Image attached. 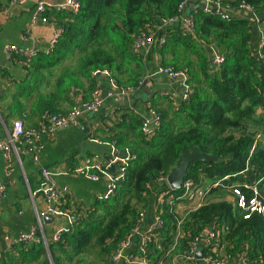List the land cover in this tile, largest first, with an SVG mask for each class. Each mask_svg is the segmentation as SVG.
<instances>
[{
    "label": "trees",
    "instance_id": "obj_1",
    "mask_svg": "<svg viewBox=\"0 0 264 264\" xmlns=\"http://www.w3.org/2000/svg\"><path fill=\"white\" fill-rule=\"evenodd\" d=\"M183 1L186 5L192 2L80 0L77 11L57 14L65 20L59 18L62 32L50 51L36 52L30 58L16 55L24 62L27 79L15 88L20 92L7 110H19L25 106L19 99L31 96L28 112L20 117L26 128H38L50 116L66 114L73 104V90L82 87L81 79L88 82L86 90H92L95 76L103 69L118 85L137 86L146 66L134 41L142 33L149 35L161 17L177 14ZM216 1L219 12L228 18L196 7L189 13L191 31L180 21L156 31L157 41L148 54L156 52L163 67L189 72L188 99L168 98V107H157V128L147 134L141 130L143 119L132 114L125 115L132 117L130 123L118 119L109 125L110 138L129 154L124 179L109 198H97L84 213L73 209L74 223L59 241L48 244L53 264H97L89 255L107 262L137 223L139 213L151 203L157 205L163 224L148 242L151 264H172L173 257L184 254L194 237L215 229L221 235L219 252L243 253L246 264H264V220L256 215L243 219L233 204L232 192L234 185L264 175V43L254 50L253 21L230 11L247 5L259 14L258 25L264 30V0ZM210 46L217 53L212 54ZM215 55L222 57L221 63L213 62ZM194 146L219 159L191 163L182 180L203 188L205 201L197 207L189 201L170 204L168 196L158 201L165 191L184 196L183 185L171 189L166 175L180 159L181 149ZM215 183L218 185L213 186ZM63 201L66 209L68 201ZM21 246L22 257L30 254L39 257L38 264H50L41 241ZM10 259L9 253H3L0 264Z\"/></svg>",
    "mask_w": 264,
    "mask_h": 264
},
{
    "label": "crops",
    "instance_id": "obj_2",
    "mask_svg": "<svg viewBox=\"0 0 264 264\" xmlns=\"http://www.w3.org/2000/svg\"><path fill=\"white\" fill-rule=\"evenodd\" d=\"M6 1L0 0V4L5 3L0 9V141H5L13 122L21 119L20 115L28 112L29 102H31V96L25 97L19 99L21 104L25 103V106H21L19 110L11 113L7 110L8 104L13 101L16 95L15 93L20 92L15 88L21 86L22 82L27 79L24 62L16 55H9L8 46L14 45L22 49H34L38 53H48L55 34L58 37L62 32V27L58 25L61 23L59 18L65 20V17L57 16V14L62 15L65 10L74 11L70 8H48L45 20L38 19L34 22V4L39 0H23L8 10L5 9ZM45 1L50 4L62 5L67 0ZM204 6L202 0H192L186 6L184 14H189L196 7L204 8ZM259 30L262 28L259 27L253 31L254 50L258 47ZM25 32H27V36ZM149 50L151 47L141 49L143 60H145L143 65L146 68L139 76L137 86H126L132 88L128 94L106 97V93L111 88L109 78L103 73H98L94 78L93 89L98 88L105 100L92 111H82L77 117L78 124L76 126L57 128L50 133L41 134L38 138L40 148L34 152L21 153L17 147L11 149L7 153L10 167L8 174L5 170L7 159L0 152V184L5 188L4 194L0 195V253L1 255L3 253L11 255L7 264H38L39 257L35 259L31 258L30 254L25 257L20 255L22 248L20 243L10 244V241L17 238L19 233L35 227L36 234L42 238L41 242L48 255L50 254L48 244L53 242V234L62 228L68 231L74 223L73 209H81L79 212L82 213L92 208L97 198H104L110 178L117 175L119 170L118 164L107 165L110 155L115 151L118 156L121 151H123V156L127 153V148L117 147L119 145L117 141L110 138V133H108L110 124L118 119L130 123L132 117L135 116L151 125L153 123L151 110H155L154 113L157 114V107H168L170 103L168 98H179L180 86L178 82L169 79L164 73L157 72L161 67L160 57L156 52L148 54ZM210 50L212 54L217 53L211 46ZM81 85L80 90L76 88L73 90L72 106L91 99L93 89L86 90L88 88L87 80L81 79ZM127 114H132V117H125ZM35 155L36 159H34ZM89 164L94 166L89 168L90 174L94 173L93 175L97 177H90L88 172V174L81 172ZM41 167L48 168L55 173L57 186L61 191L57 206L66 214H45L38 221L37 215L46 209L47 201L40 192L33 199L30 197V193L43 185L40 176ZM152 198L154 197L152 196ZM63 199L68 201L66 209L63 208ZM175 203L181 205L184 204V200H177ZM144 211L140 233L147 234V231L155 224L154 203H151ZM139 239L140 235L132 238L123 253L124 258L138 254ZM149 260L151 262V259ZM90 261H95L97 264H128L125 259L113 262L111 257L104 263L96 261L95 258Z\"/></svg>",
    "mask_w": 264,
    "mask_h": 264
},
{
    "label": "built area",
    "instance_id": "obj_3",
    "mask_svg": "<svg viewBox=\"0 0 264 264\" xmlns=\"http://www.w3.org/2000/svg\"><path fill=\"white\" fill-rule=\"evenodd\" d=\"M23 0H7L6 8L9 9L11 6L20 3ZM205 4L204 8H202L205 12H209L211 10H215V13L221 14L222 17L228 18V14H222L219 12L217 8L220 7L219 3L216 0H202ZM185 1L181 2L178 6V13L172 16L161 17L154 25L151 27V33L146 35L142 33L139 35L134 41L133 47L135 50L147 49L151 47L157 38L155 37V33L158 29L168 25L175 24L177 21H180V24H183L189 31L192 30L193 20L189 14H184L186 8ZM70 8L74 11H77L80 7V0H67L66 3L62 5L50 4L45 0L36 1L34 4V12H33V20L34 22L38 19L45 20V14L48 8ZM4 9V12L6 11ZM241 10H246L253 13L247 5L242 4L240 6ZM253 23L259 28V18H255ZM27 36V32H25ZM259 43L258 48H261L264 43V30H259ZM57 34H55L53 43L55 42ZM163 42V38H160L159 43ZM52 43V45H53ZM50 46V48L52 47ZM7 50L9 51V55H20L26 56L28 58L35 55L34 49H22L17 46H8ZM222 61V57L220 55H215L213 57V62L215 64H219ZM157 72L164 73L168 76L169 79L178 82L180 86L179 98L184 101L188 99V95L191 91L190 88V74L186 69H173L172 67H163L158 68ZM98 73H103L109 78V82L111 85L110 90L106 93V97H116L120 95L128 94L132 88L130 87H122L118 86L110 77L109 72L106 69L99 71ZM105 100V97L101 96L100 90L98 88L93 89L91 92V99L88 101L81 102L79 105L76 104L70 108V110L66 114H58L50 116L48 123L41 125L38 128H26L21 119H17L13 122V126L11 130L7 132V138L5 141H0V152L3 153L5 159H7L5 163V170L8 174L10 172V167L8 163V155L7 153L11 149H15L17 147L21 153L25 151L34 152L35 150L40 148V143L38 138L41 134H47L52 132L57 128H63L67 126H76L78 124L77 117L81 114L82 111H92L99 107ZM151 114L153 116V123L149 125L145 120L141 122V130L143 133H150L152 129L157 128V114L151 110ZM251 152V151H250ZM129 158V154L126 153L123 157L116 155V151L114 154L110 155V158L107 161V165L110 164H118L119 170L117 175L110 178V183L108 184L107 190L104 198H109L111 194H113L114 190L117 188L118 184L124 179L125 176V168L127 161ZM36 159V155L34 156ZM94 167L89 164L85 168V170H81L82 173H86L90 175V177H97L93 175L94 173L89 172V168ZM98 167V166H97ZM88 172V173H87ZM104 173V171H102ZM40 176L42 179V186L30 193V197L33 199L38 192L43 195V197L47 201V206L44 211H41L39 215H37V220H40L41 216L46 215H65L66 212L62 211L59 206V200L61 196V191L57 186L55 173L48 168L41 167L40 168ZM183 185L182 194L184 196H178L172 198L173 196L168 193V191L162 192L158 196V201L165 196H168L169 202H175L177 200L183 199L184 201H189L191 206L197 207L205 201L206 191L201 187H192L189 181H185L181 183ZM218 183L213 184V186H217ZM233 192V204L241 213L243 219H249L251 216L256 215L260 216L264 220V175L259 178L247 182L234 185L232 188ZM5 188L0 184V195L4 194ZM34 203V200H33ZM157 205L154 204V216H155V224L153 228L147 231V234L140 233L141 225L143 224L144 213L142 211L139 213V217L137 219V223L130 228L125 237L119 242L117 247L111 254V260L116 262L120 259H125L128 264H151L150 260L146 257V252L148 251V242L152 241L155 236L159 234L156 232L160 227H162V222L159 220V217L156 213ZM65 228L57 230L53 236V241H59L61 238V234L65 231ZM219 229L209 230L205 232L203 235L198 237H194V239L190 242V246L184 254H178L173 257L172 264H246L247 257L246 254H234L233 256L229 254H225L223 252L218 251V245L221 235L219 236ZM136 235H140L139 239V252L137 255H130L128 258L123 257L124 251L127 249L129 243L132 238ZM42 241L40 236L37 237L35 227H32L29 231L21 232L17 236V238L10 241L12 243H21L24 245H28L32 242ZM199 251L202 252L201 256L197 254ZM2 257L0 253V258Z\"/></svg>",
    "mask_w": 264,
    "mask_h": 264
},
{
    "label": "water",
    "instance_id": "obj_4",
    "mask_svg": "<svg viewBox=\"0 0 264 264\" xmlns=\"http://www.w3.org/2000/svg\"><path fill=\"white\" fill-rule=\"evenodd\" d=\"M203 2V1H202ZM231 12H235L240 16L252 19V18H259V14H252L249 11L241 10V9H230ZM256 24L254 23L253 31L256 30ZM120 156L123 157V151L120 152ZM219 159L213 155L206 154L204 152H200L197 147H192L190 150L185 148L181 149V157L176 162L175 166H173L168 174L166 175L167 184L171 189H178L181 187L182 180L188 174V167L191 163L196 162H207V161H218ZM202 252L199 251L197 254L201 256Z\"/></svg>",
    "mask_w": 264,
    "mask_h": 264
},
{
    "label": "rangeland",
    "instance_id": "obj_5",
    "mask_svg": "<svg viewBox=\"0 0 264 264\" xmlns=\"http://www.w3.org/2000/svg\"><path fill=\"white\" fill-rule=\"evenodd\" d=\"M254 19H255V18H252V21H253ZM132 65H133V64H132ZM206 188H207V187H206ZM89 250H90V249H89ZM89 250H88V251H89ZM88 251H87V252H88ZM87 252H86V253H87ZM84 253H85V252H84ZM47 256H48V259L50 260V264H53V260H52V258H51V256H50V254H48ZM62 256H63V257H66V254H63V253H62ZM89 256H90V255H89ZM89 256H88L89 260L93 259V257H89Z\"/></svg>",
    "mask_w": 264,
    "mask_h": 264
}]
</instances>
